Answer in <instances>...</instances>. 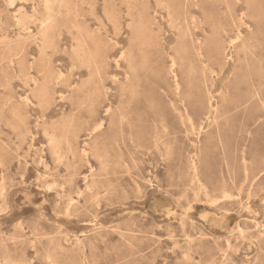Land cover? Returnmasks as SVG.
I'll use <instances>...</instances> for the list:
<instances>
[{
  "label": "rangeland",
  "instance_id": "obj_1",
  "mask_svg": "<svg viewBox=\"0 0 264 264\" xmlns=\"http://www.w3.org/2000/svg\"><path fill=\"white\" fill-rule=\"evenodd\" d=\"M0 264H264V0H0Z\"/></svg>",
  "mask_w": 264,
  "mask_h": 264
},
{
  "label": "bare ground",
  "instance_id": "obj_2",
  "mask_svg": "<svg viewBox=\"0 0 264 264\" xmlns=\"http://www.w3.org/2000/svg\"><path fill=\"white\" fill-rule=\"evenodd\" d=\"M45 3H46V2H45ZM47 3H48V2H47ZM17 20H18V19H17ZM18 21H19V20H18ZM41 24H42V23H41ZM45 27L47 28V25H43V26H42V28H43L44 31H45V29H44ZM27 37H28V36H27ZM235 42H236V41H235ZM231 45H232V44H231ZM226 94H227V91H226Z\"/></svg>",
  "mask_w": 264,
  "mask_h": 264
}]
</instances>
